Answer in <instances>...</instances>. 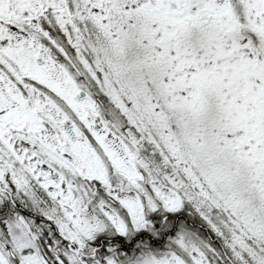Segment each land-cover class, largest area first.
I'll list each match as a JSON object with an SVG mask.
<instances>
[{
	"label": "snow or ice",
	"instance_id": "snow-or-ice-1",
	"mask_svg": "<svg viewBox=\"0 0 264 264\" xmlns=\"http://www.w3.org/2000/svg\"><path fill=\"white\" fill-rule=\"evenodd\" d=\"M0 264H264V0H0Z\"/></svg>",
	"mask_w": 264,
	"mask_h": 264
}]
</instances>
